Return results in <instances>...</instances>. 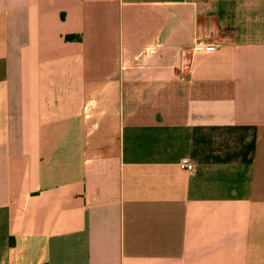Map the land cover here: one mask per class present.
Masks as SVG:
<instances>
[{
	"label": "crops",
	"instance_id": "0c3cea01",
	"mask_svg": "<svg viewBox=\"0 0 264 264\" xmlns=\"http://www.w3.org/2000/svg\"><path fill=\"white\" fill-rule=\"evenodd\" d=\"M0 264H264V0H0Z\"/></svg>",
	"mask_w": 264,
	"mask_h": 264
},
{
	"label": "built area",
	"instance_id": "2783aa9c",
	"mask_svg": "<svg viewBox=\"0 0 264 264\" xmlns=\"http://www.w3.org/2000/svg\"><path fill=\"white\" fill-rule=\"evenodd\" d=\"M193 49L198 50V51H209V50H213L214 46L204 40H198L194 44ZM179 168L181 170L190 172L193 169V164L189 162L188 160L183 159L179 163Z\"/></svg>",
	"mask_w": 264,
	"mask_h": 264
}]
</instances>
